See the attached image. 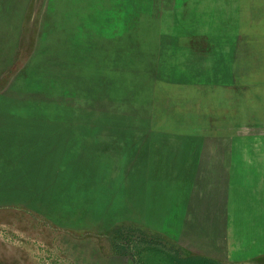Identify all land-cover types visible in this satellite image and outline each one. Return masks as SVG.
I'll list each match as a JSON object with an SVG mask.
<instances>
[{
	"label": "rangeland",
	"instance_id": "obj_1",
	"mask_svg": "<svg viewBox=\"0 0 264 264\" xmlns=\"http://www.w3.org/2000/svg\"><path fill=\"white\" fill-rule=\"evenodd\" d=\"M0 115L66 148L54 202L0 203V264H264V0H0Z\"/></svg>",
	"mask_w": 264,
	"mask_h": 264
},
{
	"label": "crops",
	"instance_id": "obj_2",
	"mask_svg": "<svg viewBox=\"0 0 264 264\" xmlns=\"http://www.w3.org/2000/svg\"><path fill=\"white\" fill-rule=\"evenodd\" d=\"M51 122L46 117L0 115V134L28 135L40 123ZM18 129V130H17ZM45 136L44 142L35 145L28 139L0 146V203H50L57 194V170L64 160L65 142L60 157H55L56 144L47 140V131L38 130ZM41 142V141H40ZM4 151V153H3ZM61 153V152H60ZM26 214V208L19 207Z\"/></svg>",
	"mask_w": 264,
	"mask_h": 264
},
{
	"label": "trees",
	"instance_id": "obj_3",
	"mask_svg": "<svg viewBox=\"0 0 264 264\" xmlns=\"http://www.w3.org/2000/svg\"><path fill=\"white\" fill-rule=\"evenodd\" d=\"M124 251L130 254L132 264H227L198 254L183 257L138 236L126 241Z\"/></svg>",
	"mask_w": 264,
	"mask_h": 264
}]
</instances>
